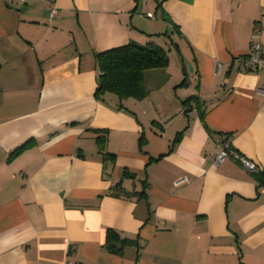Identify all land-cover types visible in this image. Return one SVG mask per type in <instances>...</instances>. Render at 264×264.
Listing matches in <instances>:
<instances>
[{
	"label": "crops",
	"instance_id": "obj_1",
	"mask_svg": "<svg viewBox=\"0 0 264 264\" xmlns=\"http://www.w3.org/2000/svg\"><path fill=\"white\" fill-rule=\"evenodd\" d=\"M0 0V264H264V0ZM167 49L147 94H96V53ZM186 177L187 181L175 184ZM132 240L105 246L108 229Z\"/></svg>",
	"mask_w": 264,
	"mask_h": 264
},
{
	"label": "trees",
	"instance_id": "obj_2",
	"mask_svg": "<svg viewBox=\"0 0 264 264\" xmlns=\"http://www.w3.org/2000/svg\"><path fill=\"white\" fill-rule=\"evenodd\" d=\"M169 57L167 49L148 42L140 44L135 41L115 46L96 53L99 70L96 94L111 92L119 100L127 97L142 98L147 94L144 73L153 68L165 67ZM259 184L264 185V169L252 172ZM131 239L122 237L117 231L108 229L104 242L110 252H120Z\"/></svg>",
	"mask_w": 264,
	"mask_h": 264
},
{
	"label": "built area",
	"instance_id": "obj_3",
	"mask_svg": "<svg viewBox=\"0 0 264 264\" xmlns=\"http://www.w3.org/2000/svg\"><path fill=\"white\" fill-rule=\"evenodd\" d=\"M20 3H30V2H46L49 5L47 19L53 20L59 15V8L55 3V0H12ZM261 29L255 25L253 28V40L250 44L249 50L245 58L243 59L244 65L249 69H262L264 68V43L260 40ZM259 92L264 94V87L259 88ZM226 157H231L237 160L243 168L250 172L259 170L258 164L250 159L249 157L241 154L239 151L234 149L230 141L225 139L218 144V151L214 157L213 163L218 164L220 161ZM187 181V178L182 176L175 180V184H180ZM63 264H74L72 261L67 260Z\"/></svg>",
	"mask_w": 264,
	"mask_h": 264
}]
</instances>
